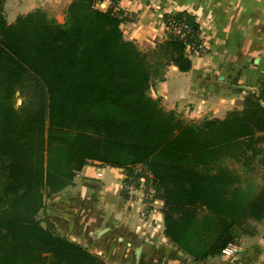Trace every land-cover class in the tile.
Returning <instances> with one entry per match:
<instances>
[{
    "label": "trees",
    "instance_id": "16d2710c",
    "mask_svg": "<svg viewBox=\"0 0 264 264\" xmlns=\"http://www.w3.org/2000/svg\"><path fill=\"white\" fill-rule=\"evenodd\" d=\"M97 1L72 0L63 24L36 10L9 25L0 0V264H105L38 218L90 161L129 178L142 167L165 203V236L197 261L217 257L264 220V187L244 182L263 156L264 85L224 119H181L150 91L165 68L192 69L184 41L143 53L124 38L122 11ZM184 16L193 26L172 18Z\"/></svg>",
    "mask_w": 264,
    "mask_h": 264
},
{
    "label": "crops",
    "instance_id": "0c3cea01",
    "mask_svg": "<svg viewBox=\"0 0 264 264\" xmlns=\"http://www.w3.org/2000/svg\"><path fill=\"white\" fill-rule=\"evenodd\" d=\"M167 2L170 0H122L120 10L132 16L122 24L127 38L144 47L165 39V24L159 22L162 11L157 6L165 7L166 12L170 8ZM188 2L201 13L198 22L207 53L192 59L189 72L171 67L166 79L154 85L151 95L168 108L192 103L189 108L195 113L205 101L208 111L203 115L241 110L247 90L257 92L264 81V0H187L178 8ZM67 3L5 0V13L13 22L37 8H63ZM123 177L121 169L90 162L71 187L46 199L44 216L71 240L93 248L115 264H186L182 258L171 257L164 224L153 221L160 218L159 214L144 221L141 203L123 196ZM114 178L117 182L113 183ZM139 247L142 252L137 261ZM225 264H264V232Z\"/></svg>",
    "mask_w": 264,
    "mask_h": 264
},
{
    "label": "rangeland",
    "instance_id": "374dc122",
    "mask_svg": "<svg viewBox=\"0 0 264 264\" xmlns=\"http://www.w3.org/2000/svg\"><path fill=\"white\" fill-rule=\"evenodd\" d=\"M71 1L72 0H68V3L66 5L68 6L71 3ZM112 1L113 2L115 1V3H117V5L116 4L115 5L112 4ZM112 1L111 0H98L97 3H96V8L100 9L102 11H108L111 7L112 8L116 7V12H118L120 10L119 4H120V2L122 0H119V1L112 0ZM182 1H184V2L186 1L187 2V0H170V2H167L166 4H168V6L170 8H168V10L166 12H165V7H161V5L158 4L159 2L156 3V6L158 4L157 7L159 8L160 11H162L161 12L162 18H161V20L159 22H163L165 24L166 33H165V36H164L165 39L156 41L155 42L156 43L155 46L154 45H149V46H145V47L144 46H140L135 41H132L129 38H127V36L125 35L124 30H123V28L121 26L124 38L127 41H131V42L135 43V45L143 53L153 52V51H155L157 49V45L159 43L167 41L168 39H170V37L176 38L174 36V34H173L174 33V28L171 29V27L169 25H167L166 22L167 21H169V22L172 21L173 22L174 19L172 18V16H174L175 14L185 13V14H188V15L193 17V26L196 24L194 27H195V29L197 30V32H198V34L200 36L199 43L203 47V50H202L203 54H202L201 57L205 56V54L207 53V48L205 47L206 46V44H205V42H206L205 35H203L204 33L199 28L200 26H199V22H198L201 19V13L195 11V9L193 8L194 7L193 4L189 3V2L186 3L185 7L180 6V8H178V6L182 3ZM67 6H64L63 8H59V7H56V8L55 7L43 8V7H40V8H37L36 10L43 11L48 16V18L50 20H56L57 22L63 24L65 22V11L67 9ZM163 8H164V10H163ZM36 10H34V11H36ZM120 11H122V10H120ZM173 11H176V12L173 13ZM122 13L124 15L125 20H130V21L132 20V16L130 14L126 15L124 12H122ZM5 15H6L7 22L9 23V25L13 24L16 21L15 20L13 22H10V20L8 19V15L6 13H5ZM22 15H26V14H22ZM58 15L60 16V19L57 18ZM182 20L186 21L187 17L184 16L182 18ZM193 26H190V28L192 29ZM186 50H187V48H186ZM186 50H185L186 56L188 58H190L191 60L194 59V58L189 57V55H188ZM171 67H174V66H170V67L164 69V71H163L164 80L166 79V75L168 74V72H169ZM157 82L159 83L161 81H159V80L155 81L154 85ZM260 84H261V86L259 87L257 92H254L252 90H247V93H246V95L244 97L246 98L247 95L250 94V93H257V94L260 93V90H261V88L264 85V81L262 83H260ZM154 85L152 86L151 90L153 89ZM150 93H151V91H150ZM153 98L154 99H158V98H155V97H153ZM25 99H26L25 96H22L20 91H16L15 96H14V100H13L14 101V104H13L14 108L17 109V110L22 108L21 106H22V104H23ZM158 100H159L160 105L166 111L175 112L181 119H184V120H187V121L198 122V121H202L205 118L224 119L227 116V114L229 112H231V111H229L228 113L226 112L223 115L221 113H218L217 115H219L220 117L214 115L212 112L210 114H208V115L207 114L203 115L205 111H208V109L205 107V105H206L205 101L203 103H201L200 109L197 111V113H195V112H193V109L191 110L189 108L192 105V103H186V104H183V105L181 104V105H178L176 107L170 105L171 107H174V108H168V106H167V104L165 102H162L160 99H158ZM21 110L22 109H20V111ZM232 111H238V110L234 109ZM200 115H202V116H200ZM260 137L262 138L263 141L259 142L257 147L259 149H261V151L263 152V156H264V134L261 135ZM250 155H251V153H249V156ZM263 156L259 155L256 158H252V166L250 167V169H248L249 170L248 175L246 174L244 176L245 185L246 186H248L250 184L258 185L259 188H261L259 191H261L262 187H264V158H263ZM90 162H93V161H90ZM94 162H97V161H94ZM236 165H240V164L238 163ZM102 166H107V165H103L102 164ZM121 171L124 174V177L122 178V183H121V185H122L121 186L122 194H123L124 197H126V198H128L130 200L137 199L141 203V205H142L141 215H142L143 211L145 210V205H149L150 203L153 204L150 207V210L147 211V216H148L147 219H143L142 216H141V219L144 220V221H148L150 219V217H153L155 214H159L160 218L159 219L153 218V221H155V224H159V223L160 224H164V213H163V210L165 208V203L163 201H161L159 198H157L156 191L153 188L151 181L148 179L149 178V173L147 171H145L142 167H136L135 168V173H136L135 175L136 176L140 175V178H134V177H130L129 178L127 176L126 171H124V170H121ZM78 174L79 173L76 174V177H77ZM111 181L114 183V182H117V179L114 178ZM74 182H75V179L73 181V184H74ZM128 183H131V184H128ZM130 185L132 186V189H128V187H130ZM71 186H69V187H71ZM69 187H67V188H69ZM61 192H59V193H61ZM44 215H46L45 210L42 211L38 215V218L42 219V221H43L42 225L44 227H46L47 226L46 220H48V218L46 216H44ZM202 216H203V213L200 216L201 218L199 219L201 224L203 222ZM53 227L56 230V232L60 233L61 235L65 236V237H67L70 241L80 245L81 247H83L84 249L89 251L92 255L97 256L105 264H115L111 260H108L107 258H105L102 254L96 253L93 248L86 247V246H84V245H82V244H80L78 242H75V241L71 240V238H69L68 236L63 234L62 231H64V230H59L55 226H53ZM164 229H165V226H164ZM202 230L204 231V234H210L212 236V237H209V238L206 239L208 244H211V243L216 241L217 235H216V233L214 231H212L211 228H209L207 230H204V228H203V229H201V231ZM263 232H264V220H262L260 222L249 221L248 225L247 226L245 225V227H244V232H242V234L240 236H238L227 247L234 246L237 249H241L242 247H245L246 245H248V243H250L251 241L256 240L257 238H259V236ZM157 236H159V234ZM164 236H165V234H164ZM167 241L172 246V250L171 249L169 250V251H171L170 254L172 253L171 257H173V258H182L185 261L186 264H191V263L207 264V262L202 261V260H198L197 261L195 258L190 256L189 254H187L186 252L182 251L178 246L174 245L168 238H167ZM159 249H162V248L159 246ZM225 249L222 251L221 255H219L217 257H214V258L207 259L206 261H210V263H212V264H225L227 259L232 256V255H228L225 252Z\"/></svg>",
    "mask_w": 264,
    "mask_h": 264
},
{
    "label": "built area",
    "instance_id": "2783aa9c",
    "mask_svg": "<svg viewBox=\"0 0 264 264\" xmlns=\"http://www.w3.org/2000/svg\"><path fill=\"white\" fill-rule=\"evenodd\" d=\"M166 24L169 25L171 27V29L174 28L173 34L176 38H179L180 40L184 41L186 48H187L186 51H187L189 57L200 58L202 56L203 47L199 43L200 36H199L198 32L196 34H194L192 29L185 24V21L173 20V22L167 21ZM128 184H131V183H128ZM128 189H132V186L130 185V187H128ZM152 205L153 204H151V203L149 205H145V210L143 211V213L141 215L143 219H147V217H148L147 211L150 210V207ZM225 252L228 255H235L239 252V249H237L234 246H229L225 249Z\"/></svg>",
    "mask_w": 264,
    "mask_h": 264
},
{
    "label": "water",
    "instance_id": "95a60500",
    "mask_svg": "<svg viewBox=\"0 0 264 264\" xmlns=\"http://www.w3.org/2000/svg\"><path fill=\"white\" fill-rule=\"evenodd\" d=\"M141 252H142V247H139V248L136 250V258H137V261L140 260ZM191 264H197V263H191Z\"/></svg>",
    "mask_w": 264,
    "mask_h": 264
}]
</instances>
